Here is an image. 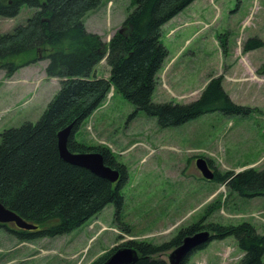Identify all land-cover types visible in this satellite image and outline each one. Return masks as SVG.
<instances>
[{
    "label": "rangeland",
    "instance_id": "obj_1",
    "mask_svg": "<svg viewBox=\"0 0 264 264\" xmlns=\"http://www.w3.org/2000/svg\"><path fill=\"white\" fill-rule=\"evenodd\" d=\"M133 8L131 0H101L87 12L84 25L107 43ZM33 11L23 5L13 17L0 16V31L12 30ZM254 38L261 45L245 49ZM161 39L168 56L157 75L154 101L189 102L212 78H219L232 101L250 112H208L160 128L154 117L112 87L76 137L89 145H107L126 166L120 216L129 231L115 220L113 204L54 237L22 240L0 226V264H89L128 240L168 242L200 220V230L208 229L209 222L248 221L264 235V195L244 197L227 187L236 173L264 168V0H194L162 26ZM46 64L47 59H37L10 76L0 68V134L42 114L60 81L47 75ZM96 72L109 76L105 57ZM197 157L210 161L216 175H228L220 181L205 179L195 165ZM173 248L154 257L169 264ZM242 255L236 239L228 236L195 250L185 264H235Z\"/></svg>",
    "mask_w": 264,
    "mask_h": 264
},
{
    "label": "trees",
    "instance_id": "obj_2",
    "mask_svg": "<svg viewBox=\"0 0 264 264\" xmlns=\"http://www.w3.org/2000/svg\"><path fill=\"white\" fill-rule=\"evenodd\" d=\"M193 1L131 0L133 10L106 43L84 25L87 12L101 0H0L3 17L17 15L23 5L34 9L23 23L8 32L0 31V68L10 76L19 67L44 58L47 75L60 79L57 91L35 122L25 121L0 134V202L36 225L32 230L8 224H0L1 227L22 240L59 236L113 204L115 220L122 230L129 231L120 216L121 188L128 179L126 166L116 160L107 145H89L76 137L78 129L103 103L112 87L137 110L154 117L160 128L178 126L208 112L219 111L228 116L250 112L249 107L232 101L219 78H212L201 94L189 102L153 100L158 72L168 56L161 39L162 26ZM261 43L254 38L244 48ZM22 56H26L24 60H20ZM104 57L108 77L96 72V65ZM70 124L68 149L100 152L104 164L119 171L116 182L60 157L57 134ZM227 175L214 172L212 180L220 181ZM227 187L244 197L264 195V168L236 173L228 178ZM201 222L182 228L168 242L154 244L132 239L121 245L137 250L139 257L131 264H165L154 255L203 228ZM207 228L214 233L211 240L228 236L236 239L243 255L235 264H264V235L250 222H209ZM117 247L89 264H102Z\"/></svg>",
    "mask_w": 264,
    "mask_h": 264
},
{
    "label": "water",
    "instance_id": "obj_3",
    "mask_svg": "<svg viewBox=\"0 0 264 264\" xmlns=\"http://www.w3.org/2000/svg\"><path fill=\"white\" fill-rule=\"evenodd\" d=\"M72 124L62 128L58 134V151L60 157L64 160L83 166L97 175L107 178L111 182H116L119 178V171L103 162V156L97 151L72 152L67 147L68 137L70 135ZM196 166L202 176L206 179H212L214 172L204 157L196 158ZM7 222L14 223L19 228L35 229L36 225L24 220L15 211L5 207L0 202V224ZM213 234L208 229L195 231L187 234L182 241L176 245L168 254L170 264H182L186 257L196 248L203 246L211 240ZM139 254L133 247L122 246L115 249L102 264H131L137 260Z\"/></svg>",
    "mask_w": 264,
    "mask_h": 264
},
{
    "label": "flooded vegetation",
    "instance_id": "obj_4",
    "mask_svg": "<svg viewBox=\"0 0 264 264\" xmlns=\"http://www.w3.org/2000/svg\"><path fill=\"white\" fill-rule=\"evenodd\" d=\"M208 162V161H207ZM208 164H209V166L211 167V168H213V166L211 165V163H209L208 162ZM214 170V169H213ZM184 227H186V226H184ZM181 230V229H180ZM181 241H182V239H181ZM163 260V259H162ZM164 261V260H163ZM165 262V261H164ZM165 264H166V262H165ZM170 264V263H169Z\"/></svg>",
    "mask_w": 264,
    "mask_h": 264
},
{
    "label": "crops",
    "instance_id": "obj_5",
    "mask_svg": "<svg viewBox=\"0 0 264 264\" xmlns=\"http://www.w3.org/2000/svg\"><path fill=\"white\" fill-rule=\"evenodd\" d=\"M109 75V74H108ZM107 77V76H106ZM154 93H155V91H154Z\"/></svg>",
    "mask_w": 264,
    "mask_h": 264
}]
</instances>
